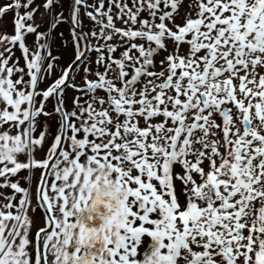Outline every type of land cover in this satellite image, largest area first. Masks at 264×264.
Returning a JSON list of instances; mask_svg holds the SVG:
<instances>
[{
	"label": "snow or ice",
	"instance_id": "1",
	"mask_svg": "<svg viewBox=\"0 0 264 264\" xmlns=\"http://www.w3.org/2000/svg\"><path fill=\"white\" fill-rule=\"evenodd\" d=\"M0 264H264V0H0Z\"/></svg>",
	"mask_w": 264,
	"mask_h": 264
},
{
	"label": "rangeland",
	"instance_id": "2",
	"mask_svg": "<svg viewBox=\"0 0 264 264\" xmlns=\"http://www.w3.org/2000/svg\"><path fill=\"white\" fill-rule=\"evenodd\" d=\"M8 19H10V15H9V18H8ZM8 30H9V31H11V29H10V28H9Z\"/></svg>",
	"mask_w": 264,
	"mask_h": 264
}]
</instances>
